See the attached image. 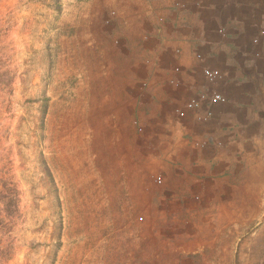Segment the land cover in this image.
I'll use <instances>...</instances> for the list:
<instances>
[{"label":"rangeland","instance_id":"rangeland-1","mask_svg":"<svg viewBox=\"0 0 264 264\" xmlns=\"http://www.w3.org/2000/svg\"><path fill=\"white\" fill-rule=\"evenodd\" d=\"M112 2L0 0V264H261L149 213Z\"/></svg>","mask_w":264,"mask_h":264},{"label":"crops","instance_id":"crops-1","mask_svg":"<svg viewBox=\"0 0 264 264\" xmlns=\"http://www.w3.org/2000/svg\"><path fill=\"white\" fill-rule=\"evenodd\" d=\"M112 3L107 35L119 41L136 158L151 174L149 213L169 238L264 247V0ZM215 93L225 102L177 115Z\"/></svg>","mask_w":264,"mask_h":264},{"label":"built area","instance_id":"built-area-1","mask_svg":"<svg viewBox=\"0 0 264 264\" xmlns=\"http://www.w3.org/2000/svg\"><path fill=\"white\" fill-rule=\"evenodd\" d=\"M216 1H220L225 4L231 3L232 0H216ZM205 76L212 81L213 79H215L218 76V72L216 71H210V70H206L204 71ZM225 102V98L222 97L220 94H212L209 96L206 95H199L197 97V99L191 100L189 102H187L183 109H177L176 113L178 116H183L184 111L187 110H193V109H197L199 107H201L203 104H206L208 107L217 105L219 103H223ZM212 116L211 110L207 109L204 111L203 115L200 116L201 119H209ZM156 182L160 183L161 179L159 177L156 178Z\"/></svg>","mask_w":264,"mask_h":264}]
</instances>
